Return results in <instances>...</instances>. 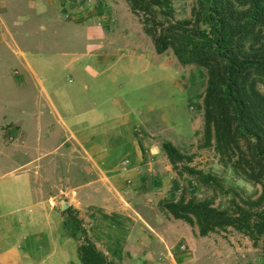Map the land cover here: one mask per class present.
<instances>
[{"label":"crops","instance_id":"obj_1","mask_svg":"<svg viewBox=\"0 0 264 264\" xmlns=\"http://www.w3.org/2000/svg\"><path fill=\"white\" fill-rule=\"evenodd\" d=\"M15 1L30 13L29 20L24 17L25 24L35 23L42 33L55 40L64 36L66 41L71 33L84 34L92 42L89 52L97 62L96 70L89 72L94 76L105 72L98 69L109 60L108 49L112 50L103 47L102 41L108 37V44L112 45L110 28L116 19L105 17L102 29L89 22L85 25L86 16L75 15L71 0H5L7 10L0 16L4 32L0 33V48L8 41L18 44L13 34L20 27L15 26L17 19L12 20V27L8 22ZM61 6L65 12L73 13L69 20L60 17ZM59 43L54 42L57 46ZM59 49L60 46L47 51L33 48L20 63V85L32 91L37 112L17 122L19 130L14 127L25 137L18 151L29 159H23L19 166L22 174L14 177L20 183L14 198L18 203H4L13 214L18 206L28 213L26 218H18L15 225H0V264L42 262L38 250L48 249L50 224L57 223L67 240L72 237L73 227L65 224L71 211L81 217L82 227L96 249L115 264H176L173 249L179 241L189 245L198 262L201 248L204 261L199 264H239L238 258L233 260L228 253L221 257L207 237L198 236L197 230V236L193 235L183 222L159 208L163 199L179 197V177L157 143L170 140L151 130L147 121L139 126L121 97L114 102L115 106L106 109L102 105V90L94 91L96 97H88L86 83L82 84L81 93L60 86L54 66L77 75L81 68L77 67L71 49ZM47 54L50 56L46 58ZM109 115L111 119L107 118ZM33 126L34 130L29 131ZM29 132L36 134L35 144H29ZM61 195L68 199L67 214L61 210V202L59 207L55 206L54 200ZM3 199L5 196L0 201Z\"/></svg>","mask_w":264,"mask_h":264},{"label":"rangeland","instance_id":"obj_2","mask_svg":"<svg viewBox=\"0 0 264 264\" xmlns=\"http://www.w3.org/2000/svg\"><path fill=\"white\" fill-rule=\"evenodd\" d=\"M71 1L70 3L74 4V10H76L75 15L86 16L85 25L89 22V24H96L104 29L103 19L105 17L116 19V23H112L110 28L109 41L112 45L109 46L108 37L102 41V46L110 47L112 51L108 49L106 52L109 54V60L99 67L98 71L105 72L98 76L89 72V69H95L97 62L93 58L94 54L90 55L89 52L92 42L86 40L84 34L73 35L71 33L66 41L63 39L64 36L55 40V37L52 38L46 33H42L35 23L29 26L23 22L24 17L29 20L26 6L17 1L11 4L13 9L8 15L9 25L13 26L12 20L16 17L17 24L15 26L20 27L15 28L16 31L13 33L15 39H18V44L15 46L8 41L6 46L3 44L0 48V198L5 196V199L0 201V225L6 222L15 225L14 223H18V218H26L24 215L28 213L26 208L18 206L19 209L13 214V212H9L11 208L4 201L16 204L17 201L14 198L20 190V183L14 177L22 174L19 166L23 163V159L24 161L29 159V157L21 156L23 154L18 151L25 137L19 133L17 122L27 120L26 115H35L37 110L32 91L29 88L22 89L20 85L19 73L22 72L21 60L36 47L47 51L51 47L60 46V49H71V52L74 53L73 57L77 59V67L81 68V71L77 72L78 75L70 74V72L54 66L59 76V85L64 89L69 88L72 92L81 93L80 91H83L82 84L86 83L88 97H96L94 91L102 90V105L106 109L113 106L115 101L117 103L118 97H121V100L132 109L131 115L139 126L147 121L151 130L157 131L161 137L170 140L182 154L191 158V161H185L180 165L186 164L204 173H212L220 179L225 189L232 188L242 197L257 198L261 192L260 185H253L241 180L233 174L229 167L220 163L213 149L200 147L203 132L202 96L207 80L205 71L195 66H181L171 50L161 55L156 54L151 39L143 33L138 18L130 12L126 0ZM5 5V0H0V16H3L7 10ZM190 6V1L174 2L175 18H187ZM98 8L102 9L98 10ZM59 13L63 20H69L73 15L71 12L62 10V6L59 7ZM2 29L0 28V33H4ZM65 35L67 34L65 33ZM55 41L60 42L58 46L55 45L56 43L54 44ZM49 56L47 54L46 58ZM259 89L264 93V87ZM108 117L112 118L110 115ZM29 129V131L34 130V126ZM29 133L27 136L29 144H35L36 134ZM170 141L159 140L157 143L161 149L162 143ZM153 152L155 153V151ZM31 154L30 152L29 155ZM178 180L176 197L180 196L184 189L187 198L195 197L202 200L215 196L214 206L225 207L232 196L222 193L214 195L211 190L202 187L186 175L179 177ZM62 201L67 204L68 199L61 195L54 200L55 206L59 207V202ZM163 201H167V199H163L161 202ZM71 218L80 220L81 217L77 212L71 211L65 217V224H70ZM184 224L189 232L197 236L196 228ZM50 225H52V229L49 231L50 244L48 249L38 250V257L42 261L38 264H58L60 262L81 264L78 258V246L82 241L81 233L72 228V237L67 240L63 235L62 228L57 223ZM64 232L66 233V231ZM1 233L3 234V232ZM207 238L206 240L213 243L221 257L228 253L233 260L234 257L238 258L240 262H236L239 264H264V237L258 241L256 246H253L247 236L228 228L226 231L210 234ZM0 245L2 246V244ZM173 250L176 252L173 253L176 264H199L200 261H204L201 248L197 253L198 258H201L198 262L197 259L195 261V253L184 241H179ZM52 251L54 252L52 253ZM24 264L35 263L26 262ZM201 264L203 263L201 262Z\"/></svg>","mask_w":264,"mask_h":264},{"label":"trees","instance_id":"obj_3","mask_svg":"<svg viewBox=\"0 0 264 264\" xmlns=\"http://www.w3.org/2000/svg\"><path fill=\"white\" fill-rule=\"evenodd\" d=\"M190 1L189 16L175 18L174 2ZM143 33L158 55L171 50L181 66H195L206 74L202 96V148H211L220 163L241 180L260 185L257 198L225 189L220 179L183 164L191 161L170 142L161 149L172 170L186 175L214 195H232L225 207L214 198L160 202L173 219L197 229L200 237L228 228L247 236L256 246L264 237V0H126ZM180 165V166H179ZM69 212V209L65 211ZM70 225L82 235L81 264H115L98 251L82 223Z\"/></svg>","mask_w":264,"mask_h":264},{"label":"water","instance_id":"obj_4","mask_svg":"<svg viewBox=\"0 0 264 264\" xmlns=\"http://www.w3.org/2000/svg\"><path fill=\"white\" fill-rule=\"evenodd\" d=\"M67 208V204L64 202V201H62L61 202V210H65Z\"/></svg>","mask_w":264,"mask_h":264},{"label":"built area","instance_id":"obj_5","mask_svg":"<svg viewBox=\"0 0 264 264\" xmlns=\"http://www.w3.org/2000/svg\"><path fill=\"white\" fill-rule=\"evenodd\" d=\"M127 164H128V161H125V162H124V165L126 166Z\"/></svg>","mask_w":264,"mask_h":264}]
</instances>
